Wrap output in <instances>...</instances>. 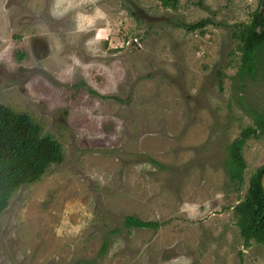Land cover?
Segmentation results:
<instances>
[{"label": "rangeland", "instance_id": "rangeland-1", "mask_svg": "<svg viewBox=\"0 0 264 264\" xmlns=\"http://www.w3.org/2000/svg\"><path fill=\"white\" fill-rule=\"evenodd\" d=\"M54 2L0 0V103L61 152L0 212V264H264L234 212L264 164V47L247 71L238 38L264 0Z\"/></svg>", "mask_w": 264, "mask_h": 264}, {"label": "trees", "instance_id": "trees-1", "mask_svg": "<svg viewBox=\"0 0 264 264\" xmlns=\"http://www.w3.org/2000/svg\"><path fill=\"white\" fill-rule=\"evenodd\" d=\"M162 3L175 7L177 0H162ZM205 24L199 20L186 24V27L203 28ZM238 33L242 49V66L243 69L250 71L256 53L264 47V13L255 11L249 23L241 24ZM24 56L25 53L16 50L15 57L18 60ZM254 118L256 128L262 132V119L259 116ZM251 133H255L254 128L242 129L239 137L228 146L229 154L225 164L229 178L233 182L242 181L244 164L240 148ZM60 160V145L54 138L42 134L38 124L26 113L14 112L0 103V212L7 207L12 193L18 187L38 181L49 164L58 163ZM263 174L264 164L252 173L244 199L234 206L239 233L245 246H249L252 239L264 246V185L261 182ZM124 225L153 227L157 222L128 215L124 218ZM103 244L101 251L105 247Z\"/></svg>", "mask_w": 264, "mask_h": 264}, {"label": "clouds", "instance_id": "clouds-1", "mask_svg": "<svg viewBox=\"0 0 264 264\" xmlns=\"http://www.w3.org/2000/svg\"><path fill=\"white\" fill-rule=\"evenodd\" d=\"M68 4L70 6L71 0H55L53 6H52V14L55 16L57 15V12L64 8V5ZM66 10V9H64ZM185 207H189L188 205H185ZM187 264H190V260L187 261Z\"/></svg>", "mask_w": 264, "mask_h": 264}, {"label": "water", "instance_id": "water-1", "mask_svg": "<svg viewBox=\"0 0 264 264\" xmlns=\"http://www.w3.org/2000/svg\"><path fill=\"white\" fill-rule=\"evenodd\" d=\"M261 182H262V185H264V174H263V176H262V180H261Z\"/></svg>", "mask_w": 264, "mask_h": 264}]
</instances>
